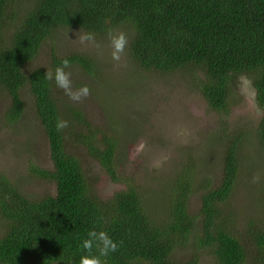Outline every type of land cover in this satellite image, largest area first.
Instances as JSON below:
<instances>
[{
    "label": "trees",
    "instance_id": "16d2710c",
    "mask_svg": "<svg viewBox=\"0 0 264 264\" xmlns=\"http://www.w3.org/2000/svg\"><path fill=\"white\" fill-rule=\"evenodd\" d=\"M62 29L98 38L129 30L137 70L191 77L219 118V130L206 145L217 150L219 177H199L186 161L167 183L160 215L148 213L141 187L129 181L112 197H99L68 145L83 147L118 182V131L112 122L109 129L94 128L83 111L65 107L54 80L45 76L65 58L94 78L100 70L84 54L58 57L53 47L50 67H30ZM243 76L260 112L249 131L231 122L235 82ZM0 91L8 124L21 121L32 103L51 167L32 164L27 174L56 187L54 195L33 198L0 172V264H79L80 243L93 229L106 231L119 246L107 264H199V253L214 264H264V206L242 231L230 207L246 137L253 135L264 148V0H0ZM60 119L69 122L63 131L56 129ZM187 248L195 255L179 260L176 253Z\"/></svg>",
    "mask_w": 264,
    "mask_h": 264
},
{
    "label": "rangeland",
    "instance_id": "374dc122",
    "mask_svg": "<svg viewBox=\"0 0 264 264\" xmlns=\"http://www.w3.org/2000/svg\"><path fill=\"white\" fill-rule=\"evenodd\" d=\"M25 4L27 6L28 3ZM16 16L20 17V12H16ZM111 32H124L130 40L129 30ZM83 33L78 29L57 31L30 67H50V54L55 49L58 57L84 54L100 70L94 78L81 67L66 69L72 74L74 89L85 85L90 88L91 94L80 102L72 101L63 90L57 89L58 98L65 107L83 111L94 128L109 129L112 122L120 136L118 182L113 181L83 147L68 145L88 170L96 194L108 199L116 191L124 189L129 181L141 187L148 213L160 215L167 183L186 161L196 167L199 177L202 173L212 179L219 177L217 150L206 147L219 130V118L195 89L191 77L185 73L168 76L141 73L131 62L128 47L120 62L113 61L109 32L102 38L95 36L101 46L99 49L79 43L77 36ZM233 100L231 122L246 131L255 129L260 112L248 78H237ZM6 107L7 99L0 91V172L30 197L54 195L56 187L53 183L27 174L32 164L43 169L51 167L47 138L34 115L32 103L27 104L21 121L12 125L6 123ZM254 176H259L256 183L253 182ZM238 177L230 207L238 216L235 227L242 231L245 224L254 219L252 217L261 216V207L264 206V148L253 135L246 137L240 151ZM198 203L193 198V210L198 209ZM2 223L0 218V234L3 232ZM193 255L195 251L192 248L176 253L181 261ZM199 258V264H214L207 254L199 253Z\"/></svg>",
    "mask_w": 264,
    "mask_h": 264
},
{
    "label": "clouds",
    "instance_id": "9594fccd",
    "mask_svg": "<svg viewBox=\"0 0 264 264\" xmlns=\"http://www.w3.org/2000/svg\"><path fill=\"white\" fill-rule=\"evenodd\" d=\"M110 46L112 48L113 61L120 62L125 50L128 47L129 40L124 32H109ZM79 43L89 44L97 49L101 46L96 41L93 33H83L77 36ZM72 66L71 61L67 58L61 61V65L56 67L55 72L48 70L45 78L49 81L54 80L57 88L63 90L65 95L72 101L80 102L84 98H87L90 94V88L85 85L78 89L73 88V82L71 79V72L66 71ZM69 126V122L60 119L56 123L57 131H63ZM259 181V176L253 177V182ZM118 244L114 241L106 231L90 230L87 233V237L80 243V250L83 253L80 257L79 264H107L106 258L110 253H114L118 250ZM94 251L98 254H93Z\"/></svg>",
    "mask_w": 264,
    "mask_h": 264
}]
</instances>
